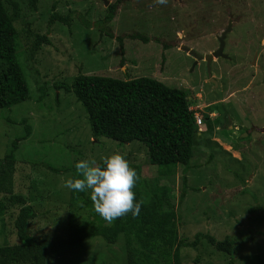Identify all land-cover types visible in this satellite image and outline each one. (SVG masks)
<instances>
[{
    "label": "rangeland",
    "instance_id": "1",
    "mask_svg": "<svg viewBox=\"0 0 264 264\" xmlns=\"http://www.w3.org/2000/svg\"><path fill=\"white\" fill-rule=\"evenodd\" d=\"M25 1L20 0L23 17L35 22L38 34H46L50 12L76 14L71 35L65 26L56 23L48 35L53 47L44 49L42 68H39V73L49 71L46 73L48 81L70 84L78 75L109 76L120 80H125L127 75V79L150 76L167 87L188 90L203 113L205 104L211 103L215 107L214 116L218 115L220 122L212 133L209 143L212 146L206 143L207 135L198 138L192 166L186 173V196L181 203L177 202L181 192L180 168L169 180L170 177L159 176L158 168L150 166L141 151L136 159H130L131 163L140 166L142 184L144 181L146 184H143L145 192L139 203L149 200L147 191L165 200L156 191V187L164 188L165 201L172 207L167 209L175 211L180 218L178 232L181 238L190 239L198 232L211 234L218 240L231 236L237 239L236 245L242 247L241 253L236 254L237 259L240 255L264 252V237L256 234L264 231V225L252 226V242L237 243L249 227L248 209L256 205L264 207V0H167L164 5L156 4L154 0H136L131 4L132 8H125L128 4L121 3L105 30L114 36L111 39H107L106 33L82 28L79 20L80 16L93 24L101 20L105 14L101 0H39L35 13L26 11ZM107 1L111 4L116 0ZM230 20L232 30L225 40L224 51L229 60H219L210 66L211 76L217 82L213 86L206 67L195 66L177 48L185 46L200 54L216 49L215 38L225 31ZM132 32L141 35L149 32L148 37H159L164 42L177 37V41L171 44L165 63H160L157 57L153 62L154 70L149 71V64L142 58L143 51L139 47L142 44L126 42L121 54L115 36ZM183 32H186L185 38H182ZM83 39L87 41L81 46L79 42ZM155 49L159 51L160 45ZM152 57L146 54V58ZM31 82L29 101L9 110H0V159L11 150L14 141L23 139L25 125L21 122L25 121L31 133L26 141L17 144L14 153L20 171L14 191L27 193V204L36 207L37 218L32 221L30 230L35 234L42 233L48 237L47 241H59V230L68 219L70 202V190L64 187V180L71 177V173L54 175L48 169L74 168L75 162L81 159H95L101 163L103 157L114 152L125 156L126 146L106 139L97 143L91 138L83 108L72 94L49 88L41 99L35 82ZM213 139L222 144V149L213 143ZM250 193L255 195L257 203L253 202ZM76 215L75 221L79 222L86 212L81 210ZM12 219L4 215L7 228H11ZM13 240L14 236L9 233H0V248L16 244ZM123 243L124 240L119 246L107 247L101 241L89 240L79 255L68 253L66 256L64 252L65 257L59 255L58 263L56 258L48 257L47 264H69V255L70 264H125L119 259L123 255ZM182 254L188 261L186 264H223L206 260L194 263L199 253L192 249H186ZM63 257L64 260L60 259Z\"/></svg>",
    "mask_w": 264,
    "mask_h": 264
},
{
    "label": "trees",
    "instance_id": "2",
    "mask_svg": "<svg viewBox=\"0 0 264 264\" xmlns=\"http://www.w3.org/2000/svg\"><path fill=\"white\" fill-rule=\"evenodd\" d=\"M133 1L136 2V0H116L109 4L105 8L104 17L96 24L80 16L82 28L86 30L92 28L102 34L106 33L107 23L112 21L121 3L128 4L125 8H132ZM38 5L39 0L25 1L27 12H37ZM51 9L53 12L55 3ZM68 13L62 15L50 12L46 34H38L35 31V22L23 17L20 0H0V110H9L29 101L31 81L35 82L41 99L50 89L61 91L63 94H72L85 112L93 140L98 143L100 139H106L126 146L125 158L138 176L132 189L135 193V201L139 202L143 197L146 184L144 180V186L142 184L140 166L131 163L130 159H136L138 151H141L147 163L158 168L161 177H170L168 178L170 180L180 168L182 175L178 203H181L186 196V173L192 166L190 163L197 151L195 147L199 144L198 138L207 135L205 139L209 142L207 140L206 143H211L212 133L216 131L220 122L219 116L211 119L203 115L206 128L204 132L199 133L193 112L189 110L198 103L197 99L194 100L188 90L167 87L150 76L127 79L129 78L127 75L125 80H120L109 76L78 75L70 84L57 83L55 80L48 81L46 73L49 71L39 73V68H42L40 65L43 64L41 56L45 48L53 47L48 35L53 31L55 23L65 26L68 34L71 35V24L76 14ZM131 13L130 11L129 14ZM149 32L145 35L135 34L136 32L121 33L115 36V39L120 46L121 54L126 42L142 44L139 46L143 51L142 58L149 64V71H153L155 59L159 57L160 63L164 64L168 51L172 49L171 44L175 43L177 38L164 42L159 37H148ZM106 37L114 38L110 33ZM85 41L83 39L79 45H85ZM156 45H160L159 51H156ZM146 54H151L153 57L148 59ZM214 110L213 106L207 108L209 113ZM21 123L25 125L23 139L14 141L11 150L0 159V233L14 236L13 243H16L0 248V264H47L48 257L56 258L58 263L59 255L64 256V252L66 256L68 253L73 256L79 255L84 243L93 239L101 241L107 247L119 246L124 240L121 248L123 255L119 259L125 264H186L188 261L182 254L186 249L199 253V256L193 260L194 263L206 260L209 263L218 261L223 264H264V252L240 255L237 259L236 254L241 253L242 247L236 245L237 239L231 236L218 240L211 234L198 232L190 239L181 238L178 232L180 218L175 211L167 209L171 206L165 201L166 189L158 187L156 191L160 192L165 200H161L154 192L147 191L150 198L148 201L140 202L142 206L139 215L133 217L129 212L111 223L95 212L90 199V190L84 192L70 190L68 219L65 222L66 226L63 225L59 230V241H47L48 237L42 233H33L30 227L32 221L37 218L36 207L27 204V193L23 195L14 191L15 183L20 180L14 153L18 149L17 144L24 141L31 133L26 122ZM218 147L221 148L219 145ZM48 170L54 175L71 173V177L76 176L75 168ZM244 182L243 179L242 187ZM196 190L198 191V188ZM191 191L195 189L191 188ZM245 194L246 190L243 195ZM250 196L253 202L257 203L255 195L250 193ZM81 210H85V218L79 222L75 221L76 214ZM248 213L249 227L243 238L241 237V241L237 243L252 242L254 234L252 226L264 225V207L256 205L249 208ZM229 214L233 217L232 213ZM4 215L13 218L10 223L11 228H7V223H4ZM256 234L264 237V231H257ZM64 257L60 259L64 260ZM69 257L71 260L70 255ZM70 260L68 259L69 264Z\"/></svg>",
    "mask_w": 264,
    "mask_h": 264
},
{
    "label": "clouds",
    "instance_id": "3",
    "mask_svg": "<svg viewBox=\"0 0 264 264\" xmlns=\"http://www.w3.org/2000/svg\"><path fill=\"white\" fill-rule=\"evenodd\" d=\"M154 2L158 5H164L167 3V0H154ZM230 21H231V30H232V20ZM227 36L228 34L226 35L225 40ZM225 40H224L223 55L226 56V58L213 59L212 61L216 60V62L214 63H217L219 60H223V59L229 60L228 55L224 54L225 45H226ZM180 47L177 48L179 49V51H181ZM217 49L218 48L216 47V49L212 50V52L210 53L208 52L206 55H203V58L205 56H210ZM183 53H185L186 56L188 55L186 52ZM194 59L196 61H199L196 58ZM211 62L208 67V73H207L208 76L211 74L210 72ZM210 77H211L210 80H212V83L210 84H213V86L216 85L217 84L216 80L211 75ZM197 104L193 105L189 110L193 112L195 126L197 127L198 132L202 133L204 132L205 129L203 115H207L211 119L215 118L217 115L214 116V114H216L215 112L209 113L207 111L208 107L213 106L211 103L205 104L206 111L204 113L203 110H201L197 106ZM214 140H216L215 142L222 148V144L219 141H217V139H213V142ZM74 168H75L76 176L66 178L64 180V187H66L69 190H74L77 192H84L86 190H90V199L93 203L94 210L105 221L111 223L115 219L124 216L129 212L133 217L139 215L141 205L139 202L135 201V193L132 191L138 179V176L135 169L130 167L129 162L125 158V156H123L119 152H114L110 155L103 157L102 163H97L95 159H81L75 162ZM171 194L173 195V192Z\"/></svg>",
    "mask_w": 264,
    "mask_h": 264
},
{
    "label": "water",
    "instance_id": "4",
    "mask_svg": "<svg viewBox=\"0 0 264 264\" xmlns=\"http://www.w3.org/2000/svg\"><path fill=\"white\" fill-rule=\"evenodd\" d=\"M103 2V4L105 5V7L108 5V2L106 0H101ZM191 30V29H190ZM231 31V21H229L226 30L221 34V37L218 39L219 42V47L218 49L213 52L210 56H205L204 60L207 64V67H209L210 62L213 59H218V58H226V56L223 55V49H224V40L225 37L228 33H230ZM183 36H186V32H183L182 34ZM180 50L182 52H186L189 56H192L194 58H196L197 60H200L201 58L192 50H190L189 48L185 47V46H181ZM195 65V64H194Z\"/></svg>",
    "mask_w": 264,
    "mask_h": 264
},
{
    "label": "flooded vegetation",
    "instance_id": "5",
    "mask_svg": "<svg viewBox=\"0 0 264 264\" xmlns=\"http://www.w3.org/2000/svg\"><path fill=\"white\" fill-rule=\"evenodd\" d=\"M221 36V35H220ZM219 36V37H220ZM219 37L217 36L216 38H215V41H216V43H217V48H218V46H219V42H218V39H219ZM177 38V37H176ZM182 38H185L184 36H182ZM176 50V49H175ZM196 52V51H195ZM210 52H212V51H209V53ZM196 54L201 58V60H199V61H196L193 57H191V56H188V57H190V59L192 58V62L195 64V66H197V65H200V66H203V67H206V69L208 70V67H207V64H206V62L204 61V58H203V55H206L207 53H205V54H200V53H198V52H196ZM214 62H216V60H214V61H212L211 62V65L214 63ZM211 75V74H210ZM210 75L208 76V79H209V81H210V83H212V80H210Z\"/></svg>",
    "mask_w": 264,
    "mask_h": 264
},
{
    "label": "built area",
    "instance_id": "6",
    "mask_svg": "<svg viewBox=\"0 0 264 264\" xmlns=\"http://www.w3.org/2000/svg\"><path fill=\"white\" fill-rule=\"evenodd\" d=\"M198 123H199V121H198Z\"/></svg>",
    "mask_w": 264,
    "mask_h": 264
}]
</instances>
